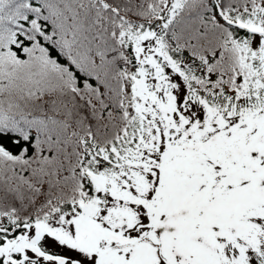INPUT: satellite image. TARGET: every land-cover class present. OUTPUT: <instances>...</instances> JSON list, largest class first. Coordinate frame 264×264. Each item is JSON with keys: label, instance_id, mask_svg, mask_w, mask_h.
I'll return each instance as SVG.
<instances>
[{"label": "snow or ice", "instance_id": "snow-or-ice-1", "mask_svg": "<svg viewBox=\"0 0 264 264\" xmlns=\"http://www.w3.org/2000/svg\"><path fill=\"white\" fill-rule=\"evenodd\" d=\"M0 264H264V0H0Z\"/></svg>", "mask_w": 264, "mask_h": 264}]
</instances>
